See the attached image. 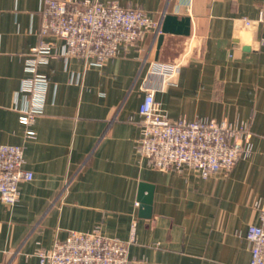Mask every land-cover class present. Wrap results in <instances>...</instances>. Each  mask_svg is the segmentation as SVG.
Wrapping results in <instances>:
<instances>
[{"label": "crops", "instance_id": "crops-1", "mask_svg": "<svg viewBox=\"0 0 264 264\" xmlns=\"http://www.w3.org/2000/svg\"><path fill=\"white\" fill-rule=\"evenodd\" d=\"M107 1L157 23L188 17L189 36L165 34L157 51L158 35L148 33L99 67L76 57L39 65L48 87L28 139L17 112L31 76L25 61L42 41L57 52L62 41L39 37L42 0H0V144L21 146L32 173L15 205L0 201V264H39L37 249L70 231L98 228L125 242L132 224L129 264H249L245 235L258 224L253 204L264 203V52L255 49L264 0ZM155 63L180 65L173 84L149 78ZM146 87L172 121L248 122L251 154L206 179L150 168L135 151ZM142 184L152 187L148 219L140 217Z\"/></svg>", "mask_w": 264, "mask_h": 264}, {"label": "built area", "instance_id": "built-area-1", "mask_svg": "<svg viewBox=\"0 0 264 264\" xmlns=\"http://www.w3.org/2000/svg\"><path fill=\"white\" fill-rule=\"evenodd\" d=\"M40 18L39 37L60 39L62 47L57 52L42 41L25 61V71L31 76L21 83L26 104L17 112L28 139L35 137L31 127L43 112L48 87L46 76L37 73L39 65L55 57H76L85 66L99 67L135 46L146 34H160V23L141 10L123 8L107 0H42ZM243 23L246 28L254 26L248 19ZM255 49L264 52V37L256 40ZM179 66L155 63L149 78H158L160 88L166 87L173 84ZM144 91L138 109L140 133L135 151L150 168L165 172L191 170L206 179L218 172H229L251 154L248 122L172 121L155 102L156 89L146 87ZM24 163L21 146L0 144V201L8 207L18 201V184L32 179V173L23 169ZM253 207L258 224L249 225L245 235L250 247L249 264H264V203L255 202ZM134 241L135 224L125 242L104 237L98 228L89 233L70 231L64 240L55 239L50 249H37L36 257L39 264H129L128 249Z\"/></svg>", "mask_w": 264, "mask_h": 264}, {"label": "water", "instance_id": "water-1", "mask_svg": "<svg viewBox=\"0 0 264 264\" xmlns=\"http://www.w3.org/2000/svg\"><path fill=\"white\" fill-rule=\"evenodd\" d=\"M190 19L177 16L165 15L160 22V34L157 37V51L159 50L165 34L189 36ZM139 200L141 202L140 217L148 219L151 216L152 187L145 184L140 185Z\"/></svg>", "mask_w": 264, "mask_h": 264}]
</instances>
